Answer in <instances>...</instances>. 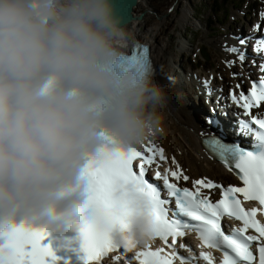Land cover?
Returning a JSON list of instances; mask_svg holds the SVG:
<instances>
[{
    "label": "clouds",
    "instance_id": "1",
    "mask_svg": "<svg viewBox=\"0 0 264 264\" xmlns=\"http://www.w3.org/2000/svg\"><path fill=\"white\" fill-rule=\"evenodd\" d=\"M119 0H0V232L61 239L92 218L90 163L161 131L166 87L131 59ZM111 233L126 252L152 244L150 199Z\"/></svg>",
    "mask_w": 264,
    "mask_h": 264
},
{
    "label": "snow or ice",
    "instance_id": "2",
    "mask_svg": "<svg viewBox=\"0 0 264 264\" xmlns=\"http://www.w3.org/2000/svg\"><path fill=\"white\" fill-rule=\"evenodd\" d=\"M260 15L264 19V12ZM247 42V38L240 39L241 47L227 46L225 50L244 61L246 56L241 49ZM253 51L264 58V35L255 39ZM131 59L152 75L147 47L136 48ZM227 63L231 66L235 61ZM259 67L264 73V63ZM231 95L245 114L251 116L250 121L242 122L241 131L253 134L254 143L245 148L238 143H221L214 137L207 143L230 170H237L241 186L217 185L201 178L192 181L193 189L181 187L180 182H188L190 177L175 158L172 159L175 170L169 168L161 173L158 162L167 158L164 149L151 142L143 149H119L94 160L87 172L91 185L88 206L93 215L89 223L77 231L75 238L84 254V264H101L109 253L120 249L113 243L111 233L134 210L129 186L137 196L150 199L157 217L155 239L170 249H153L151 244L141 247L135 257L140 264H199L200 260L205 264H217L212 252L203 249L221 252L219 264H264V221L258 218L264 216V111L252 114L253 109L264 108V75L252 81L247 94L240 91L239 95ZM153 166L157 167L153 180L162 181V187L147 178ZM214 188H219L221 193V199L215 202L203 193V189ZM173 200L175 209L170 207ZM242 201L256 202L258 206L247 208ZM224 217L242 222V227L226 233L221 224ZM188 232L198 234L201 248L198 257L184 256L177 250L179 238ZM47 235L46 229L27 224H17L7 232H0V264H58L59 257L51 245L43 243ZM179 247L187 246L180 244Z\"/></svg>",
    "mask_w": 264,
    "mask_h": 264
},
{
    "label": "bare ground",
    "instance_id": "3",
    "mask_svg": "<svg viewBox=\"0 0 264 264\" xmlns=\"http://www.w3.org/2000/svg\"><path fill=\"white\" fill-rule=\"evenodd\" d=\"M147 2L145 0H136V4L132 9V15H130L133 19V21L126 25L127 28L131 31L133 34L134 40L138 41V43H144L147 44L150 48L149 54L153 58L154 65H153V73L155 69V75L160 74V68L162 65H165L169 63V60L173 58L174 53L169 54V50L166 48L168 47V41H165L167 39H160V36L162 35L163 31L166 29V25L164 26V20L161 18L160 20L157 19L156 14H152L154 17V21L152 22L150 27L146 26L147 20L144 19L145 15H149L150 12H154L151 8L147 7ZM194 9H191V11L188 8H185L183 11L182 16H180L179 21L180 25L183 26H192L193 28L199 27V21L191 22L192 18V12ZM155 13V12H154ZM249 11H245V15L249 16ZM231 20L234 22V17H231ZM148 23V22H147ZM239 32V28H237ZM237 33L236 40H239V35L241 33ZM262 36V35H261ZM177 40L175 41L177 44V54L179 55L180 51L182 52L186 45V41L189 38H183L180 35V32L176 33ZM191 38V37H190ZM250 39H256V35H250ZM189 42V41H188ZM219 42L216 41V44ZM226 48V47H225ZM225 48L219 50L217 49V55L219 57H226L227 51ZM244 51L246 59L244 61H239L236 57V55L232 54V57L235 61L231 66L228 65L227 61H225V66L229 70H233V67L239 66L241 68V72H239V75L242 78H246L249 75H251L253 72V68L246 65L250 61L252 62V57L254 58L252 52H250L248 49L243 50ZM184 52H186L184 50ZM152 54V55H151ZM225 60V59H224ZM163 68V67H162ZM161 68V70H162ZM239 69V68H238ZM258 70V68H257ZM163 71V70H162ZM214 75V74H211ZM154 76V75H153ZM195 78L193 80V83H199V79L197 78L198 74H194ZM159 78V75H158ZM157 78V79H158ZM208 81L212 78L213 82H215V78L211 77L209 75H206L205 77ZM217 78V77H216ZM156 79V78H154ZM219 80H222L220 78H217ZM192 80V78H191ZM174 81H182L180 78H171L169 75L165 76V85L172 89V91L176 95V102L174 104L168 100V102H171L173 105L172 107H175L179 111L178 113L168 105H166L165 109L163 110L164 119L162 123V136L165 138V145L168 146V150L170 151V154L175 155V160L178 162V164L181 166L183 171L186 175L190 177V180L188 181L191 183L194 180H198L201 178H208L211 176V181H216L217 174L218 175H224L228 176L226 174L222 167L216 163L214 160H212L202 149L200 137L195 135L194 137L191 135L184 134L182 136V133L180 131L179 126L185 125L186 127H189L190 129H195L197 125H203L206 122V119L204 116L199 113L198 111H195L193 107L190 106V103L188 100L184 101V97H187V99H192V84L191 83H182L185 88H187L188 91H191L190 93H186L184 90L180 89L182 86L181 84H177ZM204 80V82H208ZM171 91V92H172ZM172 94L174 95V93ZM179 94V95H178ZM179 105V107L177 106ZM187 108H189L190 111H188ZM217 118V117H216ZM218 120V118H217ZM220 123V122H219ZM218 124V123H217ZM206 125V124H205ZM213 132H217L216 129H212ZM185 131V130H184ZM58 246V245H56Z\"/></svg>",
    "mask_w": 264,
    "mask_h": 264
},
{
    "label": "rangeland",
    "instance_id": "4",
    "mask_svg": "<svg viewBox=\"0 0 264 264\" xmlns=\"http://www.w3.org/2000/svg\"><path fill=\"white\" fill-rule=\"evenodd\" d=\"M206 1L207 0H145V2H147V7L151 8L154 12H150L149 15H145L144 16V19L147 20L146 22V26L147 27H150L152 22L154 21V17L152 16V14H156L158 17L157 19L160 20L161 18L164 20V26L166 25V29L165 31H163L162 35L160 36V39L163 40V39H167L165 41H168V47H166L169 52H173L174 53V57L172 59V63L173 61L175 60L176 58V54H177V51H176V33L177 32H180V35L182 37L186 36L188 34L189 31H193L195 30L196 28H193L192 26H181L180 25V21H179V18L180 16H182L183 14V11L185 10V8H188L190 11H191V7L194 9V12H192V15L194 18H196L200 23L204 24V20L203 19H200V15L199 13L203 10H205V7H206ZM226 0H214V9L217 10V12L219 13L220 12V17H223V14L225 13L224 9H225V3ZM224 2V3H222ZM222 3V6L221 8H218L217 6L221 5ZM229 3V1H228ZM239 5V4H238ZM240 6V5H239ZM205 14H203L204 16ZM229 15V14H228ZM229 19V18H228ZM193 22V20L191 21ZM151 23V24H150ZM217 27V25H215V28ZM201 40V37L199 36V34H197L195 36V38L192 40L194 43H198L199 41ZM216 40V39H215ZM190 41V40H189ZM191 43V42H190ZM199 45H203L202 43H200ZM205 45V44H204ZM206 46V45H205ZM211 55L213 56L212 57V60H211V63L209 64H206L204 67H199V70L202 72V73H206L208 70L210 69H216L218 70V67H219V62L215 56V53L213 51V49L211 48ZM185 54V53H184ZM203 57L205 59H208V53L205 49H203ZM185 64V61L183 60V63L182 65ZM171 65V63L169 64ZM163 67V68H162ZM162 70L165 72V71H168V67L167 65H162ZM160 68V69H161ZM161 70V72H162ZM166 74V72H165ZM179 95V94H178ZM179 98V96H177ZM187 97H184V101L188 100L189 102L192 103V99H187ZM168 105L170 107H172V103L171 102H167ZM179 115V111L177 108L175 107H172ZM186 109L188 111L189 108L186 107ZM164 114V112H163ZM180 128V131L182 133V136L184 134H186V132L190 129L189 127H186L185 125H181L179 126ZM185 130V131H184ZM188 135V134H186ZM160 137L161 139H163V136H162V131L160 132Z\"/></svg>",
    "mask_w": 264,
    "mask_h": 264
},
{
    "label": "water",
    "instance_id": "5",
    "mask_svg": "<svg viewBox=\"0 0 264 264\" xmlns=\"http://www.w3.org/2000/svg\"><path fill=\"white\" fill-rule=\"evenodd\" d=\"M135 4L136 0H119V11L126 25L130 24L134 19L130 15H132V9Z\"/></svg>",
    "mask_w": 264,
    "mask_h": 264
}]
</instances>
